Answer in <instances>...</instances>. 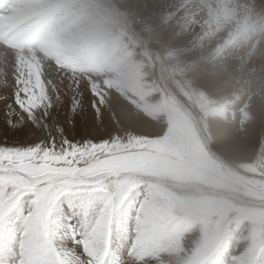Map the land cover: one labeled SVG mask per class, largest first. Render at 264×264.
<instances>
[{"label": "rangeland", "instance_id": "rangeland-1", "mask_svg": "<svg viewBox=\"0 0 264 264\" xmlns=\"http://www.w3.org/2000/svg\"><path fill=\"white\" fill-rule=\"evenodd\" d=\"M40 2L24 0L14 9L23 7L43 24L64 10L56 7L61 0L50 11L32 7ZM73 5L80 19L73 26L87 24L89 38L117 46L113 54L105 46L93 52L100 47L94 41L87 60H72L71 47L51 36L60 30L52 26L41 37V23L26 53L77 75L70 90L81 108L71 116L73 129L65 123L71 100L54 107L49 120L54 116L69 138L105 141L107 174L120 181L125 199L131 196L134 222L139 220L140 260L153 250L158 264H264V33L247 41L198 44L193 34L178 32L172 7L157 9L153 0H77L68 6ZM11 39L6 35L0 44L9 46ZM62 50L69 54L56 57ZM28 64L38 75L39 64L33 58ZM63 75L69 83L71 76ZM46 89L59 94L42 85L29 97L38 100ZM13 103L12 98L8 105ZM26 126L32 127L19 123L9 132ZM3 128L8 124L0 118ZM33 131L26 143L46 139ZM3 141L17 143L8 136ZM70 203L57 209L58 221L80 206L61 213ZM71 220L79 228L78 219ZM118 221L110 260L127 258Z\"/></svg>", "mask_w": 264, "mask_h": 264}, {"label": "snow or ice", "instance_id": "snow-or-ice-1", "mask_svg": "<svg viewBox=\"0 0 264 264\" xmlns=\"http://www.w3.org/2000/svg\"><path fill=\"white\" fill-rule=\"evenodd\" d=\"M12 98L13 105H8L7 97H0L23 120L6 119L8 128L0 129V264H125L109 259L114 225L119 218L127 257L132 259L140 224L134 222L131 196L125 199L120 181L107 174L105 141L69 138L54 116L49 120L52 109L63 104L59 94L54 97L46 89L33 100L15 86ZM70 99L65 123L73 129L71 116L81 103L75 95ZM19 123L32 127L10 133ZM33 128L46 139L26 143L35 136ZM4 136L17 143L4 142ZM68 201L80 205L75 211L79 228L69 217L64 235L82 245L84 260L69 259L58 247L62 223L56 212ZM77 235L81 240L76 241Z\"/></svg>", "mask_w": 264, "mask_h": 264}, {"label": "bare ground", "instance_id": "bare-ground-1", "mask_svg": "<svg viewBox=\"0 0 264 264\" xmlns=\"http://www.w3.org/2000/svg\"><path fill=\"white\" fill-rule=\"evenodd\" d=\"M23 1L24 0H0V9H4L3 12L0 13V39L6 35L13 39L9 40V46L0 44V97H7L8 103H11L12 98L9 97H12V90L15 86H20L26 95L33 96V92H35L37 88L41 87L42 85H48L54 89H57V93H59V95L63 97L64 100L69 101L71 100L70 97L75 95L74 92H71L70 90V88H73V85L75 84L73 79L77 78V75L74 74L73 70H70L68 74L66 73L65 66L59 65L58 72V68L53 66V64H51L49 61L38 58L37 53H33V51L31 53L32 55L26 53V49L32 43L30 39L39 35V23H41L40 26H42L43 23L40 20V17L38 18V16H34L31 19L27 17L29 15L27 14L26 10L23 9V7L14 9L16 4H22ZM41 1L42 2L35 4L32 7L37 6V8H42L44 11H50L52 9L50 7L60 0ZM76 1L77 0H65L62 2L61 0V2L56 4V7L62 6L64 7V10H61L58 13L57 19L53 24V29L60 30V32H57L51 36L61 37V41L71 47L72 60H74V57H83L82 60H87L88 47L93 45L94 41L99 42L100 47H94L93 52H98L105 46V48H107L106 53L113 54L114 48L117 46L113 43L107 45L105 43H101L100 40L95 39L93 35L90 37V39L88 37V33H85V31L87 32L88 29L87 24L83 23L82 26H79V28L73 26L77 21H80L78 14L79 10L77 9V5H73L72 7L68 5H72ZM153 1L156 4L157 9L172 7L174 10L171 14V21L177 24L178 32L193 34L195 37V42L198 44H204V42L208 43L207 41L213 39L212 41L215 43H220L221 45L222 43H229L233 38L236 37H247V41L254 39L261 33H264V0H238L241 1L243 5H239L237 0ZM246 4L248 6H246ZM16 27L17 29H20V33L15 31L13 32L14 28ZM72 40L78 42V49L80 50L77 49L76 51H73L71 44ZM35 42L36 41H34V43ZM50 45L52 46L51 43ZM120 47V53L122 54L125 47H122L121 45ZM67 54H69V50H62L56 53V57L63 58ZM32 58L37 64H39L38 68L41 67L38 75H34L32 73L33 66L28 64ZM104 60L109 61V55ZM115 62L118 64L119 58H116ZM66 67H69V65ZM63 73L65 76H71L69 83L65 80ZM39 77L40 82L38 79ZM84 87L87 86L82 85V88ZM17 117L19 118V115H13V113L8 110L4 100L0 99V118L3 120L10 119L14 122V120H17ZM159 125L161 126V124ZM160 130L162 131L163 129ZM179 137H182L183 141L185 140L183 136ZM192 152L198 156L203 155H201L199 151ZM76 204L77 202L65 205L61 213L76 206ZM66 217L75 218L76 216L75 214H67ZM59 218V222L62 223V226L68 225L65 223L69 222L68 218H65L63 215L62 219L61 217ZM71 224L73 225L72 220ZM118 224L120 225V220L118 221ZM66 232L67 228L64 229L62 227L58 238V247H60L61 250L68 255L69 259L84 260L86 257L84 255L82 245L65 236L64 233ZM140 232L139 235H141ZM79 238L80 235H77L75 237L76 241H79ZM138 241L141 242L142 240L138 238ZM139 248H141L140 244L135 243L132 259L125 257L123 259L125 264H158L153 256V250L150 254H146L144 258L140 260L141 256L138 253ZM122 250L126 249L123 248Z\"/></svg>", "mask_w": 264, "mask_h": 264}, {"label": "clouds", "instance_id": "clouds-1", "mask_svg": "<svg viewBox=\"0 0 264 264\" xmlns=\"http://www.w3.org/2000/svg\"><path fill=\"white\" fill-rule=\"evenodd\" d=\"M54 23H55L54 21H45L44 24H43V26H42V28H41V30H40V36L43 37V35L45 34V32L50 27H52ZM71 44H72L73 51H76L78 49V47H79L78 42L75 41V40H72L71 41ZM78 59H81L82 60L83 57H78Z\"/></svg>", "mask_w": 264, "mask_h": 264}]
</instances>
